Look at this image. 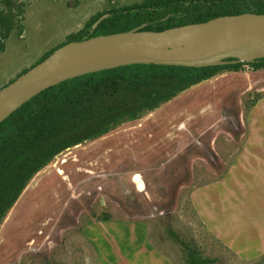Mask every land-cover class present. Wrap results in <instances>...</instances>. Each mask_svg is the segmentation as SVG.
Here are the masks:
<instances>
[{"label":"rangeland","instance_id":"374dc122","mask_svg":"<svg viewBox=\"0 0 264 264\" xmlns=\"http://www.w3.org/2000/svg\"><path fill=\"white\" fill-rule=\"evenodd\" d=\"M134 1L0 0V11L13 15L0 35V87L64 44L89 16ZM263 94L264 67L220 69L55 154L20 191L40 186L38 176L47 173L44 193L34 192L15 213L19 193L0 217V264H134L122 244L138 225L172 264H186V249L212 264H264L240 260L205 237L188 202L191 188L221 172L244 135L246 111Z\"/></svg>","mask_w":264,"mask_h":264},{"label":"trees","instance_id":"16d2710c","mask_svg":"<svg viewBox=\"0 0 264 264\" xmlns=\"http://www.w3.org/2000/svg\"><path fill=\"white\" fill-rule=\"evenodd\" d=\"M247 12L264 13V0H143L90 16L65 42L126 31L140 24L144 30L159 31ZM102 14L106 16L91 28ZM12 21V14L0 11V35L5 37ZM243 64L258 69L264 67V58L205 67L118 65L66 79L31 96L0 121V217L55 154L101 135L119 119H135L140 112L152 110L220 69L235 71ZM184 253L186 264L215 261L193 249Z\"/></svg>","mask_w":264,"mask_h":264},{"label":"water","instance_id":"95a60500","mask_svg":"<svg viewBox=\"0 0 264 264\" xmlns=\"http://www.w3.org/2000/svg\"><path fill=\"white\" fill-rule=\"evenodd\" d=\"M105 16L106 14L100 15L91 24V28H94ZM225 16L237 19L226 33L201 50H178L172 45L178 39L177 31L189 24L159 31L144 30L142 29L143 24H140L126 31L68 41L0 87V121L43 89L79 75L118 66H103L109 60L120 61L119 65L152 63L205 67L226 63H248L264 58V49H259L257 41L246 42L251 32L264 29V13L247 12ZM212 19L201 23H207ZM92 39H99V43L92 51L81 57L59 61V54L65 46L71 43L78 45ZM250 48L253 51L246 56Z\"/></svg>","mask_w":264,"mask_h":264},{"label":"crops","instance_id":"0c3cea01","mask_svg":"<svg viewBox=\"0 0 264 264\" xmlns=\"http://www.w3.org/2000/svg\"><path fill=\"white\" fill-rule=\"evenodd\" d=\"M221 169L212 181L189 190L192 213L205 237L240 260L264 258V94L246 111L244 135ZM132 231L130 241L122 244V255L133 256L134 264H172L167 254L147 242L143 226ZM108 235L107 230L99 234L102 241Z\"/></svg>","mask_w":264,"mask_h":264},{"label":"bare ground","instance_id":"6f19581e","mask_svg":"<svg viewBox=\"0 0 264 264\" xmlns=\"http://www.w3.org/2000/svg\"><path fill=\"white\" fill-rule=\"evenodd\" d=\"M236 19H237L236 17L225 16V17H219V18L212 19L208 21L207 23L186 25L182 29L177 31L178 39L172 45L178 50H190V49L191 50H201L207 45H209L214 39L226 33V31H228L229 27L234 23ZM252 40H255L259 43L260 50L264 49V29H258V30L251 32L248 35L246 42L252 41ZM98 43H99V39H92V40L86 41L78 45L73 44V43L68 44L60 52L58 59L59 61L63 62V61H67L70 59L77 58V57H81L89 53L90 51H92ZM251 49L252 48H250L248 52H246V56H249L252 53L253 50ZM120 63H121L120 61H110L109 60L103 66L105 67L114 66V65H119ZM58 171H61V169L60 170L58 169ZM46 174L47 173L43 175L42 173L41 176H38L40 179L39 178L37 179L38 180V182H36L37 185L45 186L46 184L50 183L51 179L48 180V176ZM32 184H33L32 185L33 188L31 189L28 188L21 194V197L19 198L17 204L15 205V213H17L20 210L19 206L26 204L25 205L26 207L27 205L32 203L31 196L33 195L34 192H37V193L38 191L43 192L41 189L42 187L36 186V185L35 187L34 186L35 182H33ZM38 194L40 195L41 193H38ZM13 214L14 213H12V215ZM4 234L5 232L2 235Z\"/></svg>","mask_w":264,"mask_h":264},{"label":"flooded vegetation","instance_id":"af4514ba","mask_svg":"<svg viewBox=\"0 0 264 264\" xmlns=\"http://www.w3.org/2000/svg\"><path fill=\"white\" fill-rule=\"evenodd\" d=\"M142 1H143V0H135L134 3H128L127 5H123V6H130V5H133V4L140 3V2H142ZM123 6H122V7H123ZM183 122H185V121H183ZM179 125H181V123H180ZM179 125H178V126H179ZM177 129H178V128H177ZM184 129H185V128H184Z\"/></svg>","mask_w":264,"mask_h":264}]
</instances>
